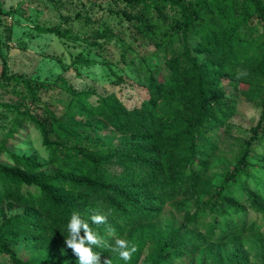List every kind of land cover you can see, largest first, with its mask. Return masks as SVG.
<instances>
[{"label": "trees", "instance_id": "1", "mask_svg": "<svg viewBox=\"0 0 264 264\" xmlns=\"http://www.w3.org/2000/svg\"><path fill=\"white\" fill-rule=\"evenodd\" d=\"M105 1L129 9L121 12L132 39L127 49L138 50L144 63L147 98L132 108L114 93L91 102L94 91H78L63 78L50 86L12 74L2 58L0 90L17 97L0 102L14 117L6 136L31 123L48 167L34 156L0 163V260L79 264L65 244L76 212L104 240L93 246L101 264H138L146 249L148 264H250L251 256L264 264L263 234L242 217L248 208L264 215V154L252 155L264 141V0ZM2 15L0 0V27ZM38 31L65 37L58 27ZM111 36L107 25L91 31L96 43ZM154 57L162 61L159 73ZM115 77L114 84L124 83ZM53 87L66 94L60 113L40 98ZM240 97L258 106V120L233 163L218 171L210 164L214 136L228 130ZM116 136L132 143L113 146ZM166 206L181 222H161ZM97 212L111 213L106 224H92ZM116 239L137 246L130 261L110 252ZM19 247L29 252L21 255Z\"/></svg>", "mask_w": 264, "mask_h": 264}, {"label": "rangeland", "instance_id": "2", "mask_svg": "<svg viewBox=\"0 0 264 264\" xmlns=\"http://www.w3.org/2000/svg\"><path fill=\"white\" fill-rule=\"evenodd\" d=\"M3 15L0 27V71L4 57L12 74H19L33 80H39L53 86L58 78L66 80L78 91H94L90 98L95 102L98 95L114 93L122 103L132 108L147 98L143 83L144 63L140 60L138 50L132 52L127 45L132 43L128 36L127 22L121 12H129L122 2L105 0H1ZM80 11L81 17L75 18ZM110 26L115 36L97 40L91 37L95 28L101 30ZM58 27L65 37L55 34L41 33L38 29ZM262 29V27H260ZM120 34L122 40L118 39ZM68 38H67V37ZM99 44V45H98ZM123 52H126L123 58ZM148 52V51H146ZM154 72L163 68L160 58L152 59ZM78 60H93L87 65ZM153 67V68H154ZM159 73V72H158ZM115 75L123 78V84H114ZM42 102L48 104L55 112L60 113L66 94L58 88L42 90ZM16 96L0 90V102L15 101ZM237 111L228 123V130H220L215 134L217 152L211 160V167L221 170L227 163H233L240 149V142L249 137V129L258 120L260 110L253 103L238 98ZM12 114H6L0 108V142L4 143L0 153V163L12 166V156H34L43 168L48 167L47 150L42 144L39 131L28 122L21 123L18 128L6 136L12 127ZM109 138V137H108ZM131 139L113 137V146H128ZM264 154V141L252 147L255 158ZM248 223L255 222L264 237V215L253 212L250 208L242 214ZM161 222L172 219L176 224L181 217L166 206L162 212ZM21 255L27 254L22 247L17 248ZM147 249L143 251L138 264H148ZM198 258L202 255L198 254ZM250 264H259L251 256ZM0 264H11L8 260H0ZM112 264H121L112 260ZM175 264H185V258Z\"/></svg>", "mask_w": 264, "mask_h": 264}, {"label": "clouds", "instance_id": "3", "mask_svg": "<svg viewBox=\"0 0 264 264\" xmlns=\"http://www.w3.org/2000/svg\"><path fill=\"white\" fill-rule=\"evenodd\" d=\"M243 75H246V73H238L237 78ZM109 215H111L110 212H97L93 214L90 219L92 224H106ZM67 229L70 236L65 239V244L78 258L79 264H101V254L95 252L93 246H103L104 240L92 229V227H90L87 221L81 218L79 213H72L71 219L67 224ZM81 231H83V235H81ZM109 247L111 253L118 254L119 258L124 261H130L133 254L138 251L137 246L130 244L126 239H116L114 245ZM103 264H112V260L104 259Z\"/></svg>", "mask_w": 264, "mask_h": 264}]
</instances>
